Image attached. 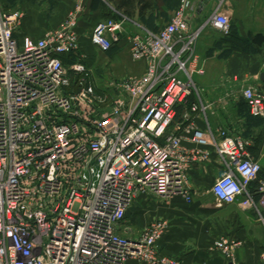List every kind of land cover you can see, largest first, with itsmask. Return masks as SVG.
Here are the masks:
<instances>
[{"label":"built area","instance_id":"obj_1","mask_svg":"<svg viewBox=\"0 0 264 264\" xmlns=\"http://www.w3.org/2000/svg\"><path fill=\"white\" fill-rule=\"evenodd\" d=\"M85 3L77 0L61 26L33 39L17 37L25 14L0 0V264H181L161 249L166 221L137 239L124 226L144 195L192 204L190 169L211 159L210 146L226 164L211 190L217 203L238 204L264 224V184L260 199L249 189L261 172L251 140L225 129L208 138L195 122L204 115L210 127L211 104L195 81L205 75L197 42L207 26L229 36V16L218 8L195 30L196 10L181 0L156 33L128 36L124 18L101 21L92 46L107 54L125 39L146 68L141 76L98 78L82 54ZM240 96L264 118L263 89ZM183 107L186 123L175 130ZM241 245L221 238L214 249L236 264Z\"/></svg>","mask_w":264,"mask_h":264},{"label":"crops","instance_id":"obj_2","mask_svg":"<svg viewBox=\"0 0 264 264\" xmlns=\"http://www.w3.org/2000/svg\"><path fill=\"white\" fill-rule=\"evenodd\" d=\"M191 2L196 10L192 23L195 30L204 26L220 8L235 21L242 39L246 40L250 35H264V0ZM2 3L7 11L21 10L25 14L17 37L28 35L33 39H41L47 31L61 26L76 6V0H2ZM180 4L181 0H86L79 26L82 48L94 51L91 44L94 27L111 18L125 19L128 36L159 32L170 22ZM196 50L204 61L206 71L204 76H198L197 84L204 90V104H211L206 113L210 127L203 115L195 121L198 129L208 138L211 132L217 136L218 129H225L250 139L252 146L249 152L261 165V173L254 186L259 189L264 184V118H260L258 123L251 121L241 115L239 105L242 103V89L255 86L264 90V58L235 48L233 43L226 40V36L210 26L204 28ZM231 50L229 57H223ZM107 55L109 58L118 57L122 63L128 55L132 63L128 66L134 76H141L145 72L146 64L132 60L125 39L119 48ZM214 93L219 95L218 102L207 97ZM182 115L178 113L175 130L176 125L182 127L186 123ZM184 145L187 148L196 147L190 141H185ZM208 149L212 153L211 159L206 163L194 164L190 169L193 203L188 204L181 197L166 200L153 195L141 196L128 213L124 233L127 236L130 231L139 234L138 231L154 220L166 221L168 229L161 249L166 256L179 260L181 264H229L214 249L215 242L221 238L242 243L236 252V264H263L264 224L257 214L243 210L238 204L217 203L211 190L226 164L211 146ZM129 264L139 263L132 261Z\"/></svg>","mask_w":264,"mask_h":264},{"label":"rangeland","instance_id":"obj_3","mask_svg":"<svg viewBox=\"0 0 264 264\" xmlns=\"http://www.w3.org/2000/svg\"><path fill=\"white\" fill-rule=\"evenodd\" d=\"M76 6H77V0H76ZM76 6H75V8H76ZM230 24H231V26H233V25L236 26L235 21L231 20V19H230ZM92 48H94V47H92ZM94 52H95V54L91 55ZM82 54L88 55V57L95 59V60L93 59L94 63L92 64V66H93L94 71H95V76L98 78L99 77L102 78V77L106 76L107 78L116 79V78H123L126 76H134L135 75L133 73L132 69L130 68V66H128V64H132L128 55L124 60L125 63L124 62L122 63L121 61H119L118 57L112 56L109 58V56L107 54L100 52L97 48H94V51L93 50H87L86 48H83ZM131 58H132V56H131ZM262 58H264V55ZM201 65L205 69V64L202 63ZM195 81L196 82L198 81V77H195ZM242 90H241V92H242ZM207 97L213 102H218L220 99L219 95H217L215 93L210 94V96H207ZM216 98H218V99H216ZM126 220H128V217ZM153 222H155V220ZM153 222H151L150 224H152ZM157 222H158V220H157ZM150 224L146 225V227L144 229H141V231H138L139 234H134L132 231H130L129 233L127 232L128 237L131 239H137V237L138 238L141 237L148 230Z\"/></svg>","mask_w":264,"mask_h":264},{"label":"trees","instance_id":"obj_4","mask_svg":"<svg viewBox=\"0 0 264 264\" xmlns=\"http://www.w3.org/2000/svg\"><path fill=\"white\" fill-rule=\"evenodd\" d=\"M128 4H129V2H128ZM226 40L228 42L233 43L235 48H239L243 51H247V52L252 53L254 55H262V56L264 55V35L263 34H258L256 36L250 35L249 38L245 40L239 36L237 27L233 25V26H231V32H230L229 36H226ZM231 53H232V50L227 51L226 53L223 54V57H229V55ZM239 107H240V111H241L242 116L250 118L251 121H255L256 123L259 122L260 118L253 117L250 114L249 107L244 100H242V103H240ZM183 108H179V110H178L179 114L183 113V110H184ZM255 185H256V181L250 185L249 189L255 195L256 199H260L261 195H259L258 192L256 191V189H258V187H254Z\"/></svg>","mask_w":264,"mask_h":264},{"label":"water","instance_id":"obj_5","mask_svg":"<svg viewBox=\"0 0 264 264\" xmlns=\"http://www.w3.org/2000/svg\"><path fill=\"white\" fill-rule=\"evenodd\" d=\"M262 80H264V74L262 75Z\"/></svg>","mask_w":264,"mask_h":264}]
</instances>
